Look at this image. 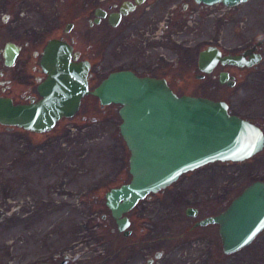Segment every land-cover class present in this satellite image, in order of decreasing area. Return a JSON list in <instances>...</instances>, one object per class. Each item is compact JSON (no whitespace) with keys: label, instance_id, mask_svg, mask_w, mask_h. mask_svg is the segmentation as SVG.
Returning <instances> with one entry per match:
<instances>
[{"label":"flooded vegetation","instance_id":"obj_1","mask_svg":"<svg viewBox=\"0 0 264 264\" xmlns=\"http://www.w3.org/2000/svg\"><path fill=\"white\" fill-rule=\"evenodd\" d=\"M53 39L72 46V60L89 63L91 91L116 71L161 78L179 96H202L227 103L231 114L252 121L264 134V0L236 5L203 0H0L1 96L11 98L14 104H31L43 98L39 87L48 73L41 60L46 45ZM9 45L15 52L10 65L6 61ZM205 51L212 52L202 62ZM253 78L261 81V88L255 98H245L246 109L242 111L236 98L247 91ZM88 95L94 94L85 95L79 110L73 116L62 117L50 130L0 126L17 128L21 136L30 139L57 127L69 131L73 125L83 129L92 121L74 116ZM94 96L101 108L121 107L114 102L102 105ZM250 105L255 106L254 111ZM256 155L264 156V145ZM22 168L30 170L17 172V192L5 193L2 208L4 215L16 213L21 221L38 217L36 184L40 178L34 165ZM125 172L104 171L107 186L105 182L96 186L107 189L93 199L103 206L90 208V217L99 219L95 230L103 241L93 264H259L232 260L233 255L255 241L233 254L227 253L220 224L200 223L226 210L246 186H224L215 201L217 208L214 202L200 201L187 207L186 215L193 222L179 233H173L166 223L168 216L171 220L177 217V196L166 199L159 193L148 195L122 213L119 219L126 220L120 228L106 194L131 179L129 173L128 178L123 175ZM12 206L15 207L9 211ZM182 240L193 244L181 245ZM53 257L39 258L34 246L9 252L6 244H0V264H79L75 258L64 256L56 261Z\"/></svg>","mask_w":264,"mask_h":264},{"label":"water","instance_id":"obj_2","mask_svg":"<svg viewBox=\"0 0 264 264\" xmlns=\"http://www.w3.org/2000/svg\"><path fill=\"white\" fill-rule=\"evenodd\" d=\"M203 1L236 5L247 0ZM72 50L62 40L48 42L41 65L50 81L39 87L43 98L31 104H14L11 98L0 97V123L38 132L50 130L60 118L73 116L88 93L98 96L102 105L121 104L120 133L130 151L132 179L106 194L107 204L118 219L148 193L164 190L186 172L217 161L242 162L262 149L264 134L255 123L231 114L223 101L179 96L165 79L116 71L89 91L90 65L71 61ZM211 52H203L201 61ZM187 213L191 215V210ZM124 220H118L120 228L125 226ZM213 222L220 224L227 253L253 243L264 231V180L250 183L226 210L200 223Z\"/></svg>","mask_w":264,"mask_h":264},{"label":"rangeland","instance_id":"obj_3","mask_svg":"<svg viewBox=\"0 0 264 264\" xmlns=\"http://www.w3.org/2000/svg\"><path fill=\"white\" fill-rule=\"evenodd\" d=\"M249 86L236 98L242 111L246 109L245 98H255L261 81L253 78ZM249 107L255 110L254 105ZM118 110V105L101 108L97 97L88 95L74 116H85L92 121L83 129L73 125L69 131L57 127L30 139L21 136L17 128L0 126V244H6L9 252L21 246H34L41 259L55 256L58 261L66 256L75 258L79 264H93L97 260L96 251L103 241L95 230L99 219L90 217V208L103 206L93 199L107 188L96 186L104 182L107 186L104 171L120 169L126 171L123 175H128L130 152L120 133L122 119ZM31 165L39 171L36 184L39 213L36 219L21 221L14 212L10 216L4 215L2 208L5 193L8 190L17 192V172L30 170L22 166ZM255 180H264L262 155H254L242 162L217 161L189 171L158 194L166 199L177 196V217L171 220L168 216L166 223L173 233H179L193 222L186 215L187 207L199 201L201 204L216 203L224 186L242 188ZM180 244L193 242L182 240ZM232 260L264 264V231L252 246L233 255Z\"/></svg>","mask_w":264,"mask_h":264},{"label":"bare ground","instance_id":"obj_4","mask_svg":"<svg viewBox=\"0 0 264 264\" xmlns=\"http://www.w3.org/2000/svg\"><path fill=\"white\" fill-rule=\"evenodd\" d=\"M57 43L61 45L60 42H57ZM7 50H8V53H9V54H6V61H7V64L10 65V64L13 63L12 58L15 56L14 47H13L12 45H9L8 48H7ZM66 54L70 57V55H69L68 52H67ZM60 55H62V54H61V53H57V54H56V56H60ZM66 57H67V56H66ZM67 61H69V59H67ZM71 61H74V60H72V53H71ZM74 62H79V61H74ZM107 77H108V76H107ZM107 77H106V78H107ZM88 79H89V78H88ZM49 81H50V78H49V74H48L47 79H46L43 83L46 84V83H48ZM88 81H89V80H88ZM88 88H89V91H91V90H90V86H89ZM88 94H89V93H88ZM86 95H87V94H86ZM0 97H3V96L0 95ZM4 97H5V96H4ZM119 115H120V114H119ZM120 117H121V116H120ZM60 119H61V118H60ZM60 119H59V120H60ZM128 150H129V149H128ZM129 152H130V151H129ZM129 157H130V156H129ZM204 166H205V165H204ZM128 173L131 175V179H132V173L130 172V166L128 167ZM186 173H187V172H186ZM184 174H185V173H184ZM181 176H182V175H181ZM181 176H180V177H181ZM131 179H130V180H131ZM130 180H129L128 182H130ZM178 180H179V179H178ZM178 180H177V181H178ZM128 182H127V183H128ZM175 182H176V181H175ZM175 182H173V183H175ZM124 184H126V183H124ZM124 184H122V185H124ZM122 185H121V186H122ZM171 185H172V184H171ZM118 187H120V186H118ZM114 188H117V187H114ZM112 189H113V188H112ZM112 189H110L109 191H111ZM109 191H108V192H109ZM161 191H162V190H161ZM159 192H160V191H159ZM159 192H157V193H159ZM150 194H155V192H150V193H148L144 198H146V197H147L148 195H150ZM106 198H107V195H106ZM144 198H143V199H144ZM141 200H142V199H140V200H139V201H138L133 207H135V206H136ZM133 207H132V208H133ZM132 208H131V209H132Z\"/></svg>","mask_w":264,"mask_h":264},{"label":"snow or ice","instance_id":"obj_5","mask_svg":"<svg viewBox=\"0 0 264 264\" xmlns=\"http://www.w3.org/2000/svg\"><path fill=\"white\" fill-rule=\"evenodd\" d=\"M249 239H251V237H249Z\"/></svg>","mask_w":264,"mask_h":264}]
</instances>
